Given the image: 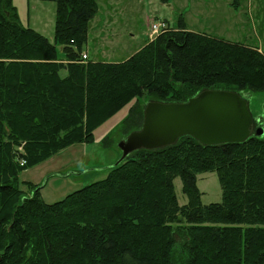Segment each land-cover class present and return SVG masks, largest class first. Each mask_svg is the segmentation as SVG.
Listing matches in <instances>:
<instances>
[{
	"label": "trees",
	"instance_id": "trees-1",
	"mask_svg": "<svg viewBox=\"0 0 264 264\" xmlns=\"http://www.w3.org/2000/svg\"><path fill=\"white\" fill-rule=\"evenodd\" d=\"M40 1L56 7L53 43L0 0V264H264V135L213 146L183 136L136 150L51 204L39 184L20 189L23 171L91 142L130 103L127 136L148 102L264 91L263 52L187 31L183 20L123 62L80 63L96 0ZM209 172L221 201L202 205L196 176Z\"/></svg>",
	"mask_w": 264,
	"mask_h": 264
},
{
	"label": "rangeland",
	"instance_id": "rangeland-1",
	"mask_svg": "<svg viewBox=\"0 0 264 264\" xmlns=\"http://www.w3.org/2000/svg\"><path fill=\"white\" fill-rule=\"evenodd\" d=\"M235 1L236 5L234 0H96L97 13L82 50L87 51L92 60L122 61L148 39L155 38L149 37L152 24L162 23L165 26L162 28H174L183 20L190 32L257 47L264 53V0ZM12 2L22 25L53 43L55 4L40 0ZM245 98L254 128L264 129V91ZM131 104L97 128L91 142L71 146L23 171L19 176L20 189L29 195L26 183L39 184L41 199L51 204L104 179L108 167L120 158L117 145L127 137L123 120ZM13 153L18 157L24 151L16 147ZM18 162L21 164L20 160ZM173 184L179 205L187 204L180 179L176 178ZM196 186L202 205L221 201V189L214 172L198 174Z\"/></svg>",
	"mask_w": 264,
	"mask_h": 264
},
{
	"label": "water",
	"instance_id": "water-1",
	"mask_svg": "<svg viewBox=\"0 0 264 264\" xmlns=\"http://www.w3.org/2000/svg\"><path fill=\"white\" fill-rule=\"evenodd\" d=\"M264 129L254 128L247 101L239 94L222 90H204L184 103L148 102L141 128L117 145L121 156L140 149L154 150L189 136L205 146L241 143Z\"/></svg>",
	"mask_w": 264,
	"mask_h": 264
},
{
	"label": "built area",
	"instance_id": "built-area-1",
	"mask_svg": "<svg viewBox=\"0 0 264 264\" xmlns=\"http://www.w3.org/2000/svg\"><path fill=\"white\" fill-rule=\"evenodd\" d=\"M162 25L164 26V24L162 23H157V24H152L151 25V33L149 35V37L152 39L153 37H156L157 35H159L161 32L165 31L167 28H162ZM153 40V39H152ZM80 58H81V61L80 63H85L87 62V55L85 53H81L80 54ZM20 165H23V162L20 164Z\"/></svg>",
	"mask_w": 264,
	"mask_h": 264
},
{
	"label": "crops",
	"instance_id": "crops-1",
	"mask_svg": "<svg viewBox=\"0 0 264 264\" xmlns=\"http://www.w3.org/2000/svg\"><path fill=\"white\" fill-rule=\"evenodd\" d=\"M93 20V19H92ZM92 20L90 21V24H89V27H88V31L91 29V22H92ZM186 28V27H185ZM187 29V28H186ZM88 31H87V39H88ZM187 31H188V29H187ZM150 41V39H148L147 40V42H149ZM144 46V45H143ZM142 46V47H143ZM141 47V48H142ZM141 48H139V49H137L136 51H135V53L138 51V50H140ZM259 51L260 52H262L260 49H259ZM81 53H85V54H87V57H88V59L87 60H92V59H90V56H88V52L87 51H85L84 49L81 51ZM134 54V53H133ZM133 54H131V55H129V56H127L125 59H123L122 61H114V62H108V63H120V62H123V61H125V60H127L129 57H131ZM92 61H94V62H97L98 60H92ZM102 62H104V61H102Z\"/></svg>",
	"mask_w": 264,
	"mask_h": 264
}]
</instances>
